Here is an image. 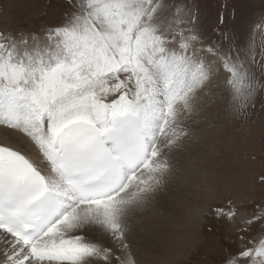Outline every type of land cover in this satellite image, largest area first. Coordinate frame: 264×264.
<instances>
[{"label":"snow or ice","instance_id":"1","mask_svg":"<svg viewBox=\"0 0 264 264\" xmlns=\"http://www.w3.org/2000/svg\"><path fill=\"white\" fill-rule=\"evenodd\" d=\"M65 4L43 36L0 31V264H140L133 229L205 107L264 98V13L238 40L227 0L211 32L197 0ZM211 216L238 221L222 264H264V200Z\"/></svg>","mask_w":264,"mask_h":264},{"label":"rangeland","instance_id":"2","mask_svg":"<svg viewBox=\"0 0 264 264\" xmlns=\"http://www.w3.org/2000/svg\"><path fill=\"white\" fill-rule=\"evenodd\" d=\"M223 2L197 0L208 32L216 25ZM227 3L229 11L233 6L237 9L236 19L228 18V25L239 40L241 31H246L264 13V0H227ZM65 7V0H0V31L43 36L46 28L61 23ZM198 119L194 133L184 142L180 151L183 152L176 155L173 177L156 197L154 207L142 214L133 229L137 251L146 252L140 247L137 230L150 224L154 209L161 218L163 214H176L164 217L165 222L176 223L167 226L163 236L156 229V237L160 239L155 247L147 245L151 250L162 246L165 253L148 260L139 258L140 264H222L225 255L235 251V245L229 248L223 237L234 240L238 221L217 222L211 216L212 210L231 201L244 212L253 201L264 200V183L258 179L264 175V98L249 115L236 116L223 95L205 107ZM188 171L194 175L191 188L186 183ZM209 226H213L212 231Z\"/></svg>","mask_w":264,"mask_h":264},{"label":"bare ground","instance_id":"3","mask_svg":"<svg viewBox=\"0 0 264 264\" xmlns=\"http://www.w3.org/2000/svg\"><path fill=\"white\" fill-rule=\"evenodd\" d=\"M3 133V130H0V134H2ZM183 152V151H182ZM182 152H180V154L182 153ZM179 157H182L181 155L179 156ZM177 159V158H176ZM178 163H180V162H178ZM188 169H189V167H188ZM189 172V171H188ZM177 174V173H176ZM173 177V176H172ZM175 177V176H174ZM193 177H194V175L193 174H191L190 172L188 173V175L186 176V183H187V185H188V187H193ZM190 193V192H189ZM185 194V193H184ZM187 194V193H186ZM188 196V195H187ZM186 197V196H185ZM191 197V196H190ZM189 199V198H188ZM190 201H188V203H189ZM162 204V203H161ZM161 204H159V205H161ZM164 204V203H163ZM165 206V205H164ZM163 206V207H164ZM154 207V206H153ZM184 208V207H183ZM190 210H192V208L193 207H188ZM154 209V208H153ZM187 210L188 212L187 213H189L190 212V210ZM193 210H195V209H193ZM154 211H155V214H153L154 215V217L150 220V224L149 225H147V226H143V227H141V229H139V230H137V233L139 234L138 235V239H139V242H140V247L141 248H143L144 247V249H145V251L146 252H141V251H139V257L138 258H144V260H148V259H150V258H158V257H160L161 256V254L162 253H165V250L162 248V246H161V249H160V247L159 248H157V249H155V248H153V249H155V250H151L150 249V247H153L154 246V244H155V242L158 240V239H160V238H157L156 237V235H157V233H156V229H159V236H163L164 234H165V228L167 227V226H171L172 224H175L176 222L174 221V220H171V222H165V218L164 217H166V218H170L171 217V215L172 216H174V217H176V214H173V213H171V214H163L162 216H164V217H160V215H158L156 212V209H154ZM192 214H193V212H191ZM197 215V214H196ZM156 216V217H155ZM172 240H171V243H172V241H173V243L175 242V237L172 235ZM169 242V241H168ZM157 243V242H156ZM173 243H172V245H173ZM169 244H170V242H169ZM147 245L148 246H150V247H147ZM155 247V246H154ZM160 249V250H159ZM160 251H163V252H161L160 253ZM154 252H156V253H154ZM154 253V254H153ZM157 253H160L159 255L157 254ZM152 254L154 255V256H152ZM157 256V257H156ZM152 264V263H151ZM155 264V263H154Z\"/></svg>","mask_w":264,"mask_h":264}]
</instances>
